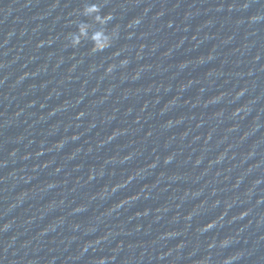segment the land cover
I'll return each mask as SVG.
<instances>
[{"label":"water","instance_id":"obj_1","mask_svg":"<svg viewBox=\"0 0 264 264\" xmlns=\"http://www.w3.org/2000/svg\"><path fill=\"white\" fill-rule=\"evenodd\" d=\"M233 257L264 264V0H0V264Z\"/></svg>","mask_w":264,"mask_h":264},{"label":"clouds","instance_id":"obj_2","mask_svg":"<svg viewBox=\"0 0 264 264\" xmlns=\"http://www.w3.org/2000/svg\"><path fill=\"white\" fill-rule=\"evenodd\" d=\"M102 9L100 5L91 4L85 7L84 15L92 17L94 23L100 25V28L93 30L92 25L83 23L78 27V33L72 36V46L77 47L84 40H90L93 44V52H101L111 47L113 39L117 37V32L114 30L111 34L107 31L108 23L113 19L111 14L101 15ZM126 63V62H125ZM112 69L110 68L109 71ZM231 241H226L225 244H230ZM235 257L226 260L224 264H232ZM100 264H105L102 260Z\"/></svg>","mask_w":264,"mask_h":264}]
</instances>
